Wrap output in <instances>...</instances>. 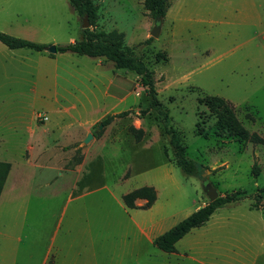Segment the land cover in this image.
I'll return each mask as SVG.
<instances>
[{
  "label": "rangeland",
  "instance_id": "374dc122",
  "mask_svg": "<svg viewBox=\"0 0 264 264\" xmlns=\"http://www.w3.org/2000/svg\"><path fill=\"white\" fill-rule=\"evenodd\" d=\"M93 2L97 22L89 27L123 33V46L153 71L170 125L199 172L188 176L175 164L169 137L149 110L150 98L135 73L105 58L51 56L0 41V162L11 164L5 178L0 167V190L9 175L19 181L22 172L32 183L67 188L77 176L59 172L87 157L79 184L105 187L70 202L62 229L77 208L93 225L106 224L111 231L127 229L131 215H150L157 222L154 233H160L209 201L206 179L219 195L239 192L241 200L219 207L176 243V251L144 241L138 264H264V144L218 133L217 116L203 102L208 95L221 97L244 128L264 137V0H169L158 36L151 34L158 22L145 0ZM82 24L69 0H0V31L48 46L79 41ZM122 111L129 114L103 125L108 115ZM131 125L142 129L140 141ZM33 136L44 143L30 149ZM142 186L154 187L153 206L144 209L147 198H136L138 208H128L123 195ZM68 193L63 189L55 198L58 215ZM4 195L0 264H39L43 248L33 245V232L39 215L52 214L54 201L48 206L33 191ZM256 198L263 209L252 207ZM53 224L46 222L45 230Z\"/></svg>",
  "mask_w": 264,
  "mask_h": 264
},
{
  "label": "trees",
  "instance_id": "16d2710c",
  "mask_svg": "<svg viewBox=\"0 0 264 264\" xmlns=\"http://www.w3.org/2000/svg\"><path fill=\"white\" fill-rule=\"evenodd\" d=\"M73 9L77 14L84 18L88 16L90 25L97 22V6L93 0H69ZM147 8L152 15L158 18H164L170 7L169 0H145ZM89 25V26H90ZM124 34L117 31L105 32L94 31L90 27L82 29V36L79 41L66 45H57V52H72L80 55L91 57L105 58L114 64L117 69H124L135 73L139 78L140 85L145 89L146 94L150 98L149 110H153L156 118L159 120L164 135H168L169 144L173 151V160L175 164L182 169L188 176H196L199 169L196 162L187 156L186 145L184 144L179 132L170 125V116L164 105L158 98L156 82L153 71L148 67L140 55L133 48L123 46ZM0 41L10 49L29 48L36 51H45L47 44L28 40L26 38L14 36L6 32L0 31ZM54 56V53H50ZM206 104L217 116L215 127L220 134H234L243 139H249L252 142L263 143L264 137L258 133H250L244 128L237 119L234 111L226 104L225 100L218 96L208 95L203 99ZM143 113L147 110L142 109ZM129 114V111H122L117 114H111L103 121V125H107L117 117H123ZM129 130L140 141L143 136L142 129H136L133 125ZM11 164L8 162H0L3 177L7 174ZM1 191V190H0ZM136 198H147V203L142 207L150 208L156 201L157 195L153 186H142L123 195V202L128 208H138L134 204ZM239 192L229 195H219L214 201H208L186 218L158 235L154 239V244L161 250L166 252L176 251V243L183 238L193 228L204 225L219 208L226 204L236 203L241 200ZM256 198L252 207L255 209H263L257 203Z\"/></svg>",
  "mask_w": 264,
  "mask_h": 264
},
{
  "label": "crops",
  "instance_id": "0c3cea01",
  "mask_svg": "<svg viewBox=\"0 0 264 264\" xmlns=\"http://www.w3.org/2000/svg\"><path fill=\"white\" fill-rule=\"evenodd\" d=\"M115 79H117V76L112 77L110 83H114ZM107 94L109 95V92ZM124 98L125 96L121 99ZM38 141L44 143L41 138L33 136L28 142V148H33V144ZM86 164L87 157L74 168L68 169L67 173L59 172L61 177L68 174L77 176L76 181L69 182L66 185L67 188H64V185H55L52 181L32 183V176L29 177V174L25 172L21 173L18 178L19 181H14L9 175L1 189L0 197L2 193L4 195L9 191L12 195L14 192H19V197L33 191L36 198L45 200V204L48 206H50V202L54 201L52 214L39 215L36 221L37 226L33 232V245L35 248L40 246L43 248L39 264H138L139 252L144 241L153 243L154 238L163 233H154L157 222L150 215H131L128 217L127 229L111 231L108 230L106 224L93 225L90 215L81 216L78 214L77 208H73L71 210L73 211L72 215L69 216L62 229V218L70 202L79 201L91 193L98 192L101 187H105L103 185L91 189L89 185L79 184L78 178L80 179L87 172ZM42 189H45V192H40L43 191ZM63 189L69 190V193L62 206V214L58 215V207L54 206L55 198L60 195L59 193ZM22 214L26 217L27 211L24 210ZM53 220V229L45 230L46 222ZM42 222L44 223V229ZM249 234L252 233L249 232ZM4 235L11 236L12 234L7 232ZM18 240L22 241V235Z\"/></svg>",
  "mask_w": 264,
  "mask_h": 264
},
{
  "label": "water",
  "instance_id": "95a60500",
  "mask_svg": "<svg viewBox=\"0 0 264 264\" xmlns=\"http://www.w3.org/2000/svg\"><path fill=\"white\" fill-rule=\"evenodd\" d=\"M157 20V25L154 27V29L152 30L151 34L152 36H158L159 34V31H160V24H161V21H162V18H158L156 19ZM89 20H88V16H85L83 18V24H82V28H87L89 27ZM57 45L55 44H52V45H47L46 47V51H48L49 53H56L57 52ZM102 126V124H101ZM92 137V134L89 135V138ZM202 186H203V190L204 192L206 193L209 201H214L216 198H218L219 196V192L218 190L216 189V187L213 186L212 182L211 181H207L206 179L203 180V183H202Z\"/></svg>",
  "mask_w": 264,
  "mask_h": 264
},
{
  "label": "built area",
  "instance_id": "2783aa9c",
  "mask_svg": "<svg viewBox=\"0 0 264 264\" xmlns=\"http://www.w3.org/2000/svg\"><path fill=\"white\" fill-rule=\"evenodd\" d=\"M47 118V117H46Z\"/></svg>",
  "mask_w": 264,
  "mask_h": 264
}]
</instances>
